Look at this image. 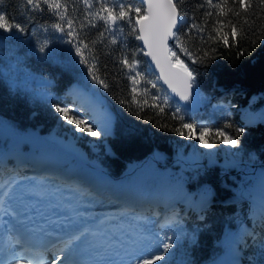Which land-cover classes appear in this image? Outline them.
I'll list each match as a JSON object with an SVG mask.
<instances>
[{"label":"trees","instance_id":"16d2710c","mask_svg":"<svg viewBox=\"0 0 264 264\" xmlns=\"http://www.w3.org/2000/svg\"><path fill=\"white\" fill-rule=\"evenodd\" d=\"M61 2L68 4L69 17L84 19L81 0ZM90 2L97 6V0ZM117 2L142 7L137 0H108L110 7ZM202 2L184 0L182 10L188 16L189 24L195 16V23L205 27V43L202 45L194 36L189 46L193 49L202 47L208 52V57L203 62L192 63L182 53L178 55L196 75L195 87L202 96L204 112L194 115L184 110L183 114L186 122L213 130L223 129L227 135L238 139V146L234 148L244 156L256 158V176L251 175L249 166L242 164L232 167L224 162L219 165L204 161L188 164L178 160L175 148L186 149L194 137H182L172 130L178 128L180 122L171 116V112L181 106L160 84L146 55L139 53L140 41L134 36L122 37L117 32V44H111L110 34L105 33L104 43H99V33L105 27L103 21L89 17L96 27L89 25L82 30L74 21L79 38L85 42L98 41L93 48V55L97 58L94 63L99 77L109 85L105 89L91 79L87 66L79 62L75 44L69 43L74 37L52 27L54 23H61L67 28L47 6L42 5L44 11H32L23 0H4L0 7L5 14L14 16L26 31L9 34L0 30V119L6 124L4 126L0 122V133L10 137L23 136L28 140L55 136L65 148L72 142L74 154L68 160L54 154L49 163L42 164L40 153L36 151L32 155L29 144H25L11 157L1 160L0 183L11 175L22 178L17 167L23 162L34 164L39 170L48 168L53 173L63 174L66 180L81 176L83 180L90 181V167L99 168L106 175L101 182H94L91 187H80L79 191L69 188L68 183L55 179V176L45 177L38 183L50 191L61 190L64 206L99 216V199L116 196V179L125 176L133 183L134 205L143 210V218H147L146 221L141 220L140 231L154 236L159 234L163 238L167 236L170 242H174L170 249L171 264H223L232 246L234 264H264V199L257 198L249 190L251 183L264 192V119L247 117L249 110L264 107V12L255 9L253 15V9H249L246 13L239 8V0L235 5L233 0H228V7L240 11L241 15L235 17L228 12L224 16L219 15L218 10H212L214 14L205 24L204 9L197 10V5ZM216 2L220 0H214ZM217 18L223 23L214 25ZM229 20L236 25L235 37L231 35ZM245 20L249 23H244ZM119 23L123 26L126 22ZM214 27L219 29V33L213 32ZM128 30L125 26V33ZM208 33L215 39L208 40ZM224 33H228V46L221 39ZM122 40L125 43H121ZM42 44H46L44 51H40ZM121 49L138 53V70L155 82L157 88L153 89L141 81L137 92L131 93L130 73L120 64ZM84 54L88 58V49H84ZM76 84L83 91L99 96L104 107L114 113L112 135L78 136L71 130L74 125L72 128L55 112L51 105L56 103L74 109L83 108L93 117L94 127L102 130L99 115L103 108L88 106L82 97L83 91H72ZM144 87L149 89L147 94L142 91ZM152 95L167 98L170 107L164 106V113H158L149 106L153 103ZM145 98L148 105L143 104ZM227 124L232 127L225 128ZM238 128L244 131L235 137ZM205 139L214 143L216 148L223 144V137L212 133H205ZM10 140L0 137V150L7 147ZM81 158L85 163H81ZM152 167L159 168L163 176L157 181L153 194L148 196L145 185L148 170ZM130 172L133 174L128 176ZM209 189L213 195L205 198L203 193ZM159 208L168 213L175 221L173 223L182 226L181 233L153 223L160 217L161 213L156 212ZM133 211L136 210L115 212L109 218L108 228L116 232L126 231L133 221Z\"/></svg>","mask_w":264,"mask_h":264},{"label":"snow or ice","instance_id":"6c2138e0","mask_svg":"<svg viewBox=\"0 0 264 264\" xmlns=\"http://www.w3.org/2000/svg\"><path fill=\"white\" fill-rule=\"evenodd\" d=\"M84 5V19L76 20L75 18L68 16V4L62 3L61 0H23L27 6H29L32 11H44L42 5L47 6V9L55 16L59 18L60 21L66 24L67 28L62 26L61 23H54L52 27L69 37H74L73 40H69V43L75 44V53L80 57L79 62L87 66V70L91 75V79L96 81L105 89L109 85L99 77L96 71V56L93 55V48L98 41L93 40L91 42H85V40L79 38L76 28H74V21L76 27L83 29L86 26L96 27V24L89 17H93L96 20L103 21L105 27L102 32L99 33L100 40L99 43H104L105 33L110 34L109 42L111 44H117V38L115 33L119 32L121 36L132 35L135 39L142 41V46L139 48V53L151 58L155 63L157 69H159L160 75L157 79H163L168 87L175 93L181 101L185 102V108L182 110L181 107H175L171 112V116L174 119H178L180 126L178 128H173L179 136H187L188 138H195L199 144L203 145L205 148L211 149L214 147V143L205 142V133H212L215 136L223 137L221 143L230 144L233 147L238 146V139L234 136H229L223 129H210L207 126H199L193 123L186 122L184 110H190V102L194 100V93L198 96V92H195L196 85V75L192 70H190L188 64L181 59L178 53H182L185 57H188L190 62L197 63L203 62L208 57V52L204 49L198 48L193 49L189 45L192 39L197 38L200 40L201 44L205 43V27L195 23L196 17L193 16L192 23H188V16L182 10V5L184 0H141L142 7H135L131 4L127 6L123 2H117L113 6H109L108 0H97V6L94 7L90 0H81ZM4 0H0V5H3ZM236 0H233L235 5ZM227 8V11L225 9ZM239 8L244 12H248L249 9H253V15H255V9H259L264 12V0H239ZM204 9L203 18L205 24L208 19L213 16L212 10H218L219 15L227 16L228 12H232L233 16L239 17L241 15L240 11H233L232 7H228V0H220V2L214 3V0H203L202 3L197 5V10ZM76 11L75 8L72 9ZM101 13H104L101 15ZM119 22H126L125 25H121ZM214 25L222 24L219 18L213 21ZM231 24V35L235 37L237 35L236 25L232 24V21H228ZM244 23H249L247 20ZM254 23V22H253ZM125 26L128 27V32L125 33ZM0 30L4 33L12 34L14 32L21 33L25 32L26 29L19 23L16 22L14 16L5 14V11L0 7ZM195 30V33L194 31ZM213 32L219 33L218 28H213ZM208 40H214L215 37L211 33L207 34ZM222 42L225 46H228V33H224L221 36ZM171 41V43H169ZM125 43V41H121ZM90 44L92 47H90ZM46 44H42L40 51H44ZM145 48L147 51L145 52ZM84 49H88V58L85 57ZM120 64L128 69L130 73L129 79L132 83L131 93L135 94L137 92V85L142 81L145 85H151L153 89L157 88V84L152 80H149L146 74H143L138 70V65L140 61L136 58L137 52L133 51L129 53L126 49H121ZM200 53H203L202 55ZM178 80L181 83V87H177L173 82ZM143 93L147 94L149 89L144 87L142 89ZM153 103L149 105L150 107L158 110V113H164L165 107L169 106V100L167 98H162L157 95H152L151 97ZM133 100H135V95H133ZM124 103V101H121ZM148 100L145 98L143 100L144 105H148ZM55 112L60 114L62 121H66L68 124L74 125L72 129L73 132L87 133L93 137L101 136V131L94 130L92 124L88 123L86 119L81 118L80 112L83 111L82 108L74 109L68 106H62L59 103L51 105ZM141 110H143L141 106ZM95 123V121H93ZM97 127H99L97 125ZM225 128H231V124L224 126ZM244 131L243 128H238L235 130V137H238ZM0 187L3 184L0 183ZM21 195H30V193H21ZM10 196V186L6 188L2 193H0V209H5L6 198ZM9 212L5 209V215ZM14 215V213H11ZM86 234L81 232L68 240H61L58 242H52L50 245L44 247L38 253H34V257L31 264H83L80 261L73 260V252L78 249V241H81ZM15 244L21 245L25 251L34 247L28 241L17 236ZM134 243V241H133ZM174 242H170V238L165 236L158 247L160 251L144 256H135V264H156L157 261L165 260V254L168 253L169 249L173 248ZM52 253L51 261L47 260L46 253ZM16 253L13 252L10 259L15 260ZM23 259V257H21ZM15 264H20L19 260H15ZM111 264V262H110ZM128 264H132L129 261Z\"/></svg>","mask_w":264,"mask_h":264},{"label":"rangeland","instance_id":"374dc122","mask_svg":"<svg viewBox=\"0 0 264 264\" xmlns=\"http://www.w3.org/2000/svg\"><path fill=\"white\" fill-rule=\"evenodd\" d=\"M83 91V88L79 86L78 84L74 85L72 87V91ZM83 99L87 102L88 106L91 108H103L99 117L100 121L102 123V130H101V136L104 135H112L114 132V126H115V115L114 113L107 108L104 107V101L97 96L96 94L89 92V91H83ZM83 109V108H82ZM81 118L86 119L88 123L92 124L94 130H97L94 127L93 124V117L88 114L84 109L80 113ZM247 117L251 120H255L258 118L264 119V107L254 111L249 110L247 112ZM73 128V125H72ZM72 130V129H71ZM78 136H83L84 138H95L87 133H81V132H75ZM8 136V135H7ZM1 139H4L3 132L0 133ZM24 139L21 137H14L11 141L10 147L6 148L2 153L0 152V157L3 156V158L10 157L12 155L13 149L15 145L17 144L16 139ZM16 140V141H15ZM206 143H209L206 141ZM33 144L36 146V150L41 155V161L43 163H49L50 159L54 154H57L60 159L68 160L73 154H74V147L73 143L71 142L68 144V146L62 147L61 143L55 136H49L47 138H42L40 140H31L30 145ZM31 148V147H30ZM177 153L178 160L188 163V164H196L200 161L204 162H214L218 165L220 163H225L227 166H240L241 164L244 166H249L250 168H253L254 175L258 174L257 168L255 166L256 164V158L254 156H244L242 153L238 152L232 145L230 144H222L221 147L216 148L215 146L211 149L205 148L203 145L199 144L198 141L193 138L191 145H189L186 149L183 148H175ZM81 163H85V159L81 158ZM20 170L22 172V175L25 178H17L16 176H8L6 179H3L2 183L7 184L10 186V190L13 192H17L21 195V193H30V195H21V200L24 203L31 204V206L34 207H59V208H66V213L72 217L74 215H78L79 218L83 221H92V227L89 229H94L97 231V234L100 236V242L101 243H109L113 246L121 245V248L119 249L122 253H127L130 255L128 258H124V262L128 264L129 261H132V264H135L134 257L135 256H144L147 257L149 255L155 254L160 251V248L158 245L160 244V241L163 239L162 235H149L146 231H140V223L141 220L146 221L147 218H143L145 212L143 210H138L139 208H133L137 205H134L133 199H129L128 204H124L126 207H115L119 206L121 201L116 200L119 196H122L120 194L127 192L130 196L133 195L134 191L132 189V185L130 181L121 180L119 182V187L117 189V198H105L101 197L99 199L100 204V210H99V216L95 218L88 219V215H94L91 212H84L77 209H71L66 206H64V203L61 199L62 191H50L47 190V188L41 186V184L38 183L39 180H42L45 177L48 176H55V179H61L64 180L65 183H68L70 185L69 188L73 189L76 188L79 191L80 187L86 188L91 187V184L93 182H101V180L105 177V174L101 172L100 169L93 168L91 170V180L90 182L81 181L79 178H73L70 180H66L65 175H61L59 173L53 174L52 171L48 168L40 169L38 167H35L34 164H28L24 163V165H19ZM90 167V165H88ZM101 172V173H100ZM52 173V174H51ZM163 176V173L158 168H150L147 173V181L145 185V193L148 196H151L153 194L154 188L157 184V181ZM170 183H177L173 180H168ZM86 182V183H85ZM179 184V183H177ZM183 185V184H179ZM250 192L255 195L259 199H264V194L260 192L258 189H256L254 186L250 185ZM205 195V198H208L209 196L213 195V192L211 189L207 190V192L203 193ZM115 204V205H114ZM133 207H132V206ZM113 206V208H112ZM133 209H132V208ZM136 210L133 211L135 214L132 215L133 221L131 224H129L126 227V231L123 232H116L115 230L108 228V222L109 218L115 213L120 212L121 210ZM156 212H160L163 214L165 211L162 208H159L156 210ZM161 214L159 216H161ZM167 220H169L167 222ZM174 221V220H173ZM173 221L169 218L166 219L163 217H158V219L154 220L153 223H158L161 226H167L172 230L178 231V233H181L183 231L182 226L176 225L173 223ZM175 222V221H174ZM90 223V222H89ZM88 225V224H87ZM89 227V226H87ZM86 234L90 233V230H86ZM242 231L238 233V235L234 239V243L237 241L239 234H241ZM134 241V243H133ZM170 249L168 250V253L165 254V260L163 261H157L156 264H171L170 262ZM227 260V259H226ZM227 264H234L233 260V248H231L229 252V258L228 261H226Z\"/></svg>","mask_w":264,"mask_h":264},{"label":"water","instance_id":"95a60500","mask_svg":"<svg viewBox=\"0 0 264 264\" xmlns=\"http://www.w3.org/2000/svg\"><path fill=\"white\" fill-rule=\"evenodd\" d=\"M137 1H138L139 3H141V0H137ZM169 43H171V41H170ZM140 45L142 46V41H140ZM146 51H147V49L145 48V52H146ZM146 58H147V62H148V64H149L150 67H151V70H152L153 73L158 77V76L160 75V73H159V69L156 68L155 63L151 60L150 57L146 56ZM159 81H160V84H161L166 90H168V92L171 94L173 100H174L178 105H180V106L184 109V108H185V102H184V101H181V100L179 99V97H178L175 93L172 92V90L168 87V85L164 82L163 79H159ZM173 82L176 84L177 87H181V86H182L181 83H180L178 80H174ZM195 92H198V96H196L195 93H194V100H193V102H190V110H186V111H188V112H190V113H192V114H194V115H200L201 113L204 112L203 100H202V96H201L199 90H198L196 87H195ZM0 122H1L4 126H6L5 122H4L2 119H0ZM3 135H4V137H5V136H7V135H9V134H3ZM16 137H21V138L27 139V138H25V137H23V136H15V138H16ZM46 138H47V137H46ZM4 139H5V138H4ZM27 140H28V139H27ZM30 141H31V140H30ZM1 151H2V150H0V152H1ZM255 166H256V164H255ZM155 168H157V167H155ZM256 168H257V171H258V166H256ZM158 169H159V168H158ZM159 170H160V169H159ZM137 171H138V170H136V172H137ZM134 173H135V172H134ZM254 173H255V172H253V168H251V175L256 176L257 174L254 175ZM132 174H133V172H130V173H128L127 175L129 176V175H132ZM121 180H126L125 176L116 179L117 186H119V182H120ZM248 181H249V179H248ZM131 185L133 186V183H132ZM250 185H252V184L250 183ZM252 186H253V185H252ZM249 190H250V186H249ZM262 193L264 194V192H262Z\"/></svg>","mask_w":264,"mask_h":264},{"label":"bare ground","instance_id":"6f19581e","mask_svg":"<svg viewBox=\"0 0 264 264\" xmlns=\"http://www.w3.org/2000/svg\"><path fill=\"white\" fill-rule=\"evenodd\" d=\"M14 197H16L15 198V203L13 204V206L15 207L16 206V208H18V211L23 215V216H27V219L28 218H37V219H40L41 217V215H43V213H45V215H49L48 213H49V210H47L46 208H43V207H36V208H31V209H28L27 208V205L26 204H22V202H19V200H17V198H19L21 195L19 194V193H15V192H13V194H12ZM123 197L124 198H128V195H126V194H123ZM17 201V202H16ZM11 202H12V200H11ZM10 205V204H9ZM115 205V204H114ZM117 207H120V206H116V208ZM113 208V207H112ZM5 209H7V211L9 210L8 208H5ZM4 209V210H5ZM1 210V209H0ZM3 210V209H2ZM5 213V212H4ZM56 214V212H54L53 214H51L50 213V215H55ZM168 215V213L166 212V213H164V216L166 217ZM36 219V220H37ZM91 227H92V225H91ZM86 234V233H85ZM86 235H89V237L90 238H88V243L89 242H92L94 239H96L97 237H99V234H97V231L96 230H94V231H92V232H90V233H87ZM97 249H99V248H97ZM123 254H121L120 252H115V258L116 259H114V258H112L113 260H116V262L115 263H111V264H127L126 262H124V258H123V256H122ZM114 256H112V257H114ZM119 256V257H118ZM118 257V258H117Z\"/></svg>","mask_w":264,"mask_h":264}]
</instances>
